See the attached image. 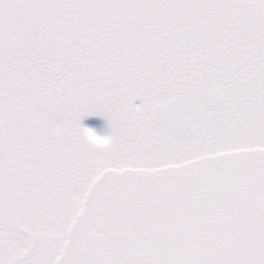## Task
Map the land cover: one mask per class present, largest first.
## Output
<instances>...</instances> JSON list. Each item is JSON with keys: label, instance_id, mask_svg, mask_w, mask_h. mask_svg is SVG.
<instances>
[{"label": "snow or ice", "instance_id": "6c2138e0", "mask_svg": "<svg viewBox=\"0 0 264 264\" xmlns=\"http://www.w3.org/2000/svg\"><path fill=\"white\" fill-rule=\"evenodd\" d=\"M0 264H264V0H0Z\"/></svg>", "mask_w": 264, "mask_h": 264}, {"label": "rangeland", "instance_id": "374dc122", "mask_svg": "<svg viewBox=\"0 0 264 264\" xmlns=\"http://www.w3.org/2000/svg\"><path fill=\"white\" fill-rule=\"evenodd\" d=\"M82 123L88 127H94L97 131H104L107 127V122L100 116H87L83 119ZM97 143L103 142L102 137H94Z\"/></svg>", "mask_w": 264, "mask_h": 264}]
</instances>
